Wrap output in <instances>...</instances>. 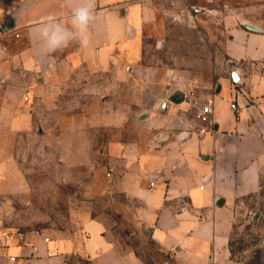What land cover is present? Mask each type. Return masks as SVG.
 <instances>
[{"label":"crops","instance_id":"crops-1","mask_svg":"<svg viewBox=\"0 0 264 264\" xmlns=\"http://www.w3.org/2000/svg\"><path fill=\"white\" fill-rule=\"evenodd\" d=\"M254 2L233 14L237 24L226 19L228 62L241 83L220 74L193 102L184 89L194 72L153 64L144 53L153 0H0V21L20 34L0 43V139H37L46 115L59 134L51 139H107V170L95 171L102 183L94 192H107L109 205L126 209L168 256L152 264H251L233 257L230 241L239 203L264 183V19L255 13L264 0ZM80 9L91 15L83 29L74 21ZM209 98L213 127L199 135L195 115ZM124 130L129 138L100 137ZM81 256L149 264L100 212L77 215L54 235L0 233L1 264H69Z\"/></svg>","mask_w":264,"mask_h":264},{"label":"rangeland","instance_id":"rangeland-1","mask_svg":"<svg viewBox=\"0 0 264 264\" xmlns=\"http://www.w3.org/2000/svg\"><path fill=\"white\" fill-rule=\"evenodd\" d=\"M153 4L157 16L146 28L144 49L153 64L170 62L191 69L196 93L207 82H217L220 74L230 77L238 68L228 62L226 43L231 32L226 19L232 15L237 24L233 14L256 4L254 0H153ZM255 13L264 19V6ZM260 71L264 74V65ZM45 118L39 122L43 132H34L37 139L27 135L0 139V233L46 229L54 235L69 227L77 215L100 212L110 215L123 241L149 264L168 261L126 209L111 207L107 192H94L96 184L102 183H96L95 171L107 170L103 147L107 139H51L59 134L48 115ZM100 134L130 135L126 130ZM235 216L230 241L233 257L264 264V183L259 194L239 203ZM69 264L92 263L81 256L71 257Z\"/></svg>","mask_w":264,"mask_h":264},{"label":"built area","instance_id":"built-area-1","mask_svg":"<svg viewBox=\"0 0 264 264\" xmlns=\"http://www.w3.org/2000/svg\"><path fill=\"white\" fill-rule=\"evenodd\" d=\"M12 32L14 33L12 29L6 30L5 23L0 21V43L5 37H7ZM14 37L19 38L20 34L15 32ZM2 48L3 50H6V46L2 45ZM184 94L186 99L188 100L192 99L193 102L195 101L196 84L193 81H189L187 83L184 89ZM232 107L234 110H237V105H232ZM213 109H214V99L209 98L206 101V103L196 112L195 117L201 123V126L198 128L199 135L205 134L211 129V127H213V119H212ZM108 175L110 176L111 174L108 173ZM149 186L150 187L154 186V182H150ZM35 232H40V231H35ZM46 241H49V238H46Z\"/></svg>","mask_w":264,"mask_h":264},{"label":"water","instance_id":"water-1","mask_svg":"<svg viewBox=\"0 0 264 264\" xmlns=\"http://www.w3.org/2000/svg\"><path fill=\"white\" fill-rule=\"evenodd\" d=\"M194 10H195L196 12L201 11V9H197V8H194ZM241 25H242V27H244L245 29H247L248 31H251V32H257V33L263 32V30H262L261 28L257 27L256 25H254V24H252V23H250V22H248V21H243V22H241ZM5 29H6V30H9V29H10V27H9L8 24H5ZM231 76H232V79H233L235 82H237V83H241L242 80H241V77H240V74H239L238 71L233 70V71L231 72ZM164 105H165V103H164V102H161V104H160V109H161L162 107H164Z\"/></svg>","mask_w":264,"mask_h":264},{"label":"clouds","instance_id":"clouds-1","mask_svg":"<svg viewBox=\"0 0 264 264\" xmlns=\"http://www.w3.org/2000/svg\"><path fill=\"white\" fill-rule=\"evenodd\" d=\"M90 19H91V15L88 9H80L74 15L75 23L78 26H80L82 29L87 25ZM81 43L86 45L87 41L82 40Z\"/></svg>","mask_w":264,"mask_h":264},{"label":"trees","instance_id":"trees-1","mask_svg":"<svg viewBox=\"0 0 264 264\" xmlns=\"http://www.w3.org/2000/svg\"><path fill=\"white\" fill-rule=\"evenodd\" d=\"M233 254V253H232ZM254 264V263H253ZM255 264H259V263H255Z\"/></svg>","mask_w":264,"mask_h":264}]
</instances>
